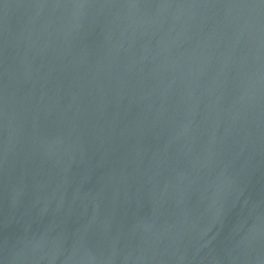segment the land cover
<instances>
[{"label":"water","instance_id":"1","mask_svg":"<svg viewBox=\"0 0 264 264\" xmlns=\"http://www.w3.org/2000/svg\"><path fill=\"white\" fill-rule=\"evenodd\" d=\"M0 264H264V0H0Z\"/></svg>","mask_w":264,"mask_h":264}]
</instances>
